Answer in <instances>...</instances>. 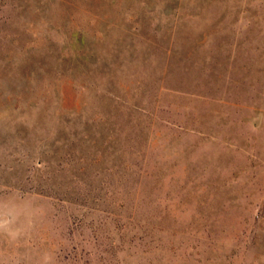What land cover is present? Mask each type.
I'll return each instance as SVG.
<instances>
[{"label":"rangeland","instance_id":"374dc122","mask_svg":"<svg viewBox=\"0 0 264 264\" xmlns=\"http://www.w3.org/2000/svg\"><path fill=\"white\" fill-rule=\"evenodd\" d=\"M0 264H264V0H0Z\"/></svg>","mask_w":264,"mask_h":264}]
</instances>
